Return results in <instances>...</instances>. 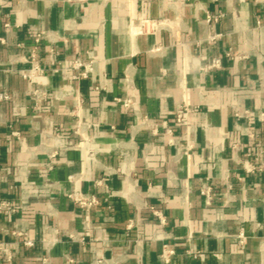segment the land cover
Here are the masks:
<instances>
[{"label": "crops", "instance_id": "obj_1", "mask_svg": "<svg viewBox=\"0 0 264 264\" xmlns=\"http://www.w3.org/2000/svg\"><path fill=\"white\" fill-rule=\"evenodd\" d=\"M2 88L8 264H264V0H0Z\"/></svg>", "mask_w": 264, "mask_h": 264}, {"label": "built area", "instance_id": "obj_2", "mask_svg": "<svg viewBox=\"0 0 264 264\" xmlns=\"http://www.w3.org/2000/svg\"><path fill=\"white\" fill-rule=\"evenodd\" d=\"M7 25V24H6ZM42 38L41 33H36L33 36V39L35 43H38L40 39ZM217 38L216 34H212L211 36L208 37L209 40H215ZM32 56H34L32 54ZM93 59H91L88 62H83L79 58L75 59L71 67L75 69L77 72L73 75V78H86L90 75L92 71V64H93ZM210 66H217L218 65V60H212V62L209 64ZM31 72H26L25 70H21L19 73L22 78L32 80L33 74L35 72H40L41 69L39 66H33L30 70ZM11 98L10 93L2 88L0 90V101H7ZM124 106H129L131 104V99L127 98L125 100H122ZM183 112L179 111V113L176 114V121L180 122L183 120ZM201 193L204 195L206 202H210L211 200V195H210V190L208 187H202L201 188ZM68 198L76 205H78L81 208H88L95 206L98 203L97 198L94 195H88L84 196L80 192H71L68 194ZM0 210H3L6 213H12L16 210V207L13 206L10 202L1 200L0 201ZM14 235H21L25 236L26 238L23 239V244L25 246L32 247L34 246L35 242L32 238H29L25 235L23 232H15L13 231ZM8 242H6L3 239H0V264H8L12 261V255L10 253L9 247H8ZM172 253V250L164 249L162 252V257L165 262L169 261L170 254ZM44 262V260H43Z\"/></svg>", "mask_w": 264, "mask_h": 264}]
</instances>
